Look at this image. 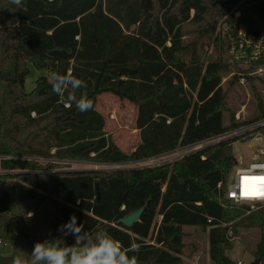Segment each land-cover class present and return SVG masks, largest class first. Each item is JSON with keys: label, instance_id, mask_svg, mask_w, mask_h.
I'll list each match as a JSON object with an SVG mask.
<instances>
[{"label": "trees", "instance_id": "trees-1", "mask_svg": "<svg viewBox=\"0 0 264 264\" xmlns=\"http://www.w3.org/2000/svg\"><path fill=\"white\" fill-rule=\"evenodd\" d=\"M186 22L198 26L192 43L183 40ZM240 29L264 31V0H23L19 9L0 0V263L30 259L36 242L74 244L58 228L75 215L85 231L107 232L124 248L139 244L128 253L138 264H183L199 229L208 233L211 264H236L230 231L257 227L253 254L264 264V211L228 209L227 183L239 164L233 140L153 166L58 170L56 163H134L223 133L237 124L222 83L229 73L230 82L252 84L257 108L247 120L264 118V72L252 74L263 70L264 53L235 59ZM205 37L219 50L216 60L198 52ZM30 65L47 74L28 91ZM67 72L85 81L76 95H86L91 110L67 107L52 91L48 73ZM107 92L137 105L140 139L131 152L107 133L96 108ZM141 207L131 227L117 224Z\"/></svg>", "mask_w": 264, "mask_h": 264}, {"label": "rangeland", "instance_id": "rangeland-1", "mask_svg": "<svg viewBox=\"0 0 264 264\" xmlns=\"http://www.w3.org/2000/svg\"><path fill=\"white\" fill-rule=\"evenodd\" d=\"M193 13V11H192ZM215 16V15H213ZM197 25L191 22H186L183 25V40L186 43H192L197 39ZM221 29H227L225 25H221ZM207 37L197 43L198 52L206 61L216 60L219 50L213 46L212 43L207 44ZM209 40V39H208ZM264 72L260 70L252 72V74H259ZM41 74H47L46 71H39L33 65H30V73L26 80V90L30 91L35 87V80ZM52 73H48L50 77ZM234 73H229L223 79V85L229 86L228 105L234 116L237 112L245 108L244 117H250L253 109L257 108L256 98L253 93L252 84L250 82L241 83L240 80H232ZM257 83V82H255ZM259 88H262L261 83H257ZM96 108L103 113L106 120V131L111 135L115 143L124 151L131 152L133 148L139 143V131L136 128L137 105L128 100L118 97L112 93H103L98 96ZM238 145L242 155H238L235 149ZM234 151L238 158L239 164L248 165L253 162L264 161V135L246 140L239 141L234 144ZM190 152L189 148H182L169 155H160L152 159L134 162V163H120V164H105L96 162H86L79 160H63L56 163L61 164L62 169L58 170H117L123 168H134L143 166H153L160 163L172 162L181 157V155ZM184 156V155H183ZM47 161L43 160V163ZM53 162V161H51ZM238 164V165H239ZM1 169V164H0ZM228 209L234 213L249 214L251 211L246 206H237L228 204ZM186 230H192L191 227ZM231 238L233 239V248L229 255L236 262L242 261V264H250L256 257L253 252L259 240L260 230L257 227L238 226L231 231ZM189 245L186 248L183 264H195L194 259L196 255H201L199 264H211L208 248V233L201 229L193 232L188 239ZM192 243L196 244L195 252L188 255L193 249ZM11 243L6 244L3 251H9ZM9 246V247H8ZM190 246V247H189Z\"/></svg>", "mask_w": 264, "mask_h": 264}, {"label": "clouds", "instance_id": "clouds-1", "mask_svg": "<svg viewBox=\"0 0 264 264\" xmlns=\"http://www.w3.org/2000/svg\"><path fill=\"white\" fill-rule=\"evenodd\" d=\"M10 3L18 9L22 7L23 0H10ZM52 91L60 97H65V106L71 107L75 104L81 111H89L93 108V102L86 96L76 93L86 88L84 80L75 77L71 72L66 74L52 73L49 77ZM244 179L249 186V190L244 192V199L264 198V175L250 174ZM64 237L73 235L75 243L62 246L60 239L55 242H36L30 252V259L16 256L12 259V264H138L135 255L129 256V252H138L140 245L132 243L130 247L124 248L120 241L112 238L107 232H97L93 234L84 230L83 224H77L75 215L70 217L66 224L59 226Z\"/></svg>", "mask_w": 264, "mask_h": 264}, {"label": "built area", "instance_id": "built-area-1", "mask_svg": "<svg viewBox=\"0 0 264 264\" xmlns=\"http://www.w3.org/2000/svg\"><path fill=\"white\" fill-rule=\"evenodd\" d=\"M238 45H233L231 48L232 54L235 59H243L246 62H251L258 59L264 53V31L259 34H249L246 31L240 29L237 33ZM262 70V69H260ZM240 82L245 84L247 82L245 77H240ZM243 110L235 114V121L237 124L220 133L216 136H212L203 141L190 144L182 148H189L190 152L201 149L209 144H214L219 141H231L233 140V145L239 142L242 138H255L262 136V129L264 128V118L247 120L248 117H244ZM174 152V151H172ZM188 152V153H190ZM185 153V154H188ZM168 154V153H166ZM164 154V155H166ZM183 154V155H185ZM181 155V157L183 156ZM152 159V158H151ZM249 169H252L250 174L253 175H264V161L253 162L248 165L239 164L235 166L230 174L227 183V190L225 192V197L234 205L246 206L250 211L263 210L264 211V198H254L250 197L244 199L245 190H249V186L245 182V175L249 174ZM221 184H219L220 186ZM211 222V219L208 220ZM230 231V235H231ZM1 248V244H0ZM201 255H196L194 259L195 264H199ZM1 264V263H0ZM236 264H242L241 260H238Z\"/></svg>", "mask_w": 264, "mask_h": 264}, {"label": "water", "instance_id": "water-1", "mask_svg": "<svg viewBox=\"0 0 264 264\" xmlns=\"http://www.w3.org/2000/svg\"><path fill=\"white\" fill-rule=\"evenodd\" d=\"M235 149L238 152V155L241 156L242 152H241L238 145H235ZM96 191H97L98 197H99L100 193H99V185L98 184L96 185ZM144 210H145V207H141L135 211H132L128 215L118 219L117 224H124L127 227H131L136 221H138L140 219ZM250 264H261V263H260V260L258 258H255Z\"/></svg>", "mask_w": 264, "mask_h": 264}, {"label": "crops", "instance_id": "crops-1", "mask_svg": "<svg viewBox=\"0 0 264 264\" xmlns=\"http://www.w3.org/2000/svg\"><path fill=\"white\" fill-rule=\"evenodd\" d=\"M135 148H133V150H134ZM181 148H179V149H177V150H180ZM177 150H175V151H177ZM174 151V152H175ZM174 152H169L168 154H166V155H169V154H172V153H174ZM165 156V155H164ZM0 160H1V158H0ZM0 173H4L3 171H2V169H0Z\"/></svg>", "mask_w": 264, "mask_h": 264}, {"label": "snow or ice", "instance_id": "snow-or-ice-1", "mask_svg": "<svg viewBox=\"0 0 264 264\" xmlns=\"http://www.w3.org/2000/svg\"><path fill=\"white\" fill-rule=\"evenodd\" d=\"M246 194H247V189H246Z\"/></svg>", "mask_w": 264, "mask_h": 264}]
</instances>
